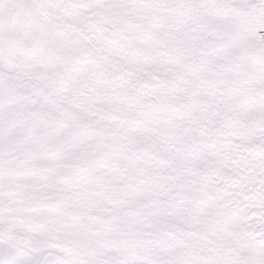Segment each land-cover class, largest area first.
Wrapping results in <instances>:
<instances>
[{
    "label": "snow or ice",
    "instance_id": "snow-or-ice-1",
    "mask_svg": "<svg viewBox=\"0 0 264 264\" xmlns=\"http://www.w3.org/2000/svg\"><path fill=\"white\" fill-rule=\"evenodd\" d=\"M0 264H264V0H0Z\"/></svg>",
    "mask_w": 264,
    "mask_h": 264
}]
</instances>
